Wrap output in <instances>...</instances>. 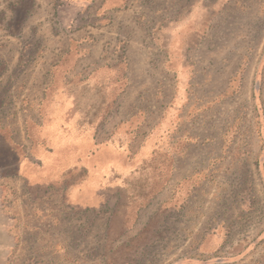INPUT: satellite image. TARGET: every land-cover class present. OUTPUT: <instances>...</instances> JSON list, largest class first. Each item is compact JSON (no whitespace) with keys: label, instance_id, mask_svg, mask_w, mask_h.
I'll return each instance as SVG.
<instances>
[{"label":"rangeland","instance_id":"obj_1","mask_svg":"<svg viewBox=\"0 0 264 264\" xmlns=\"http://www.w3.org/2000/svg\"><path fill=\"white\" fill-rule=\"evenodd\" d=\"M0 264H264V0H0Z\"/></svg>","mask_w":264,"mask_h":264}]
</instances>
